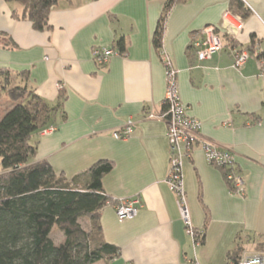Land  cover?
<instances>
[{
	"label": "crops",
	"instance_id": "1",
	"mask_svg": "<svg viewBox=\"0 0 264 264\" xmlns=\"http://www.w3.org/2000/svg\"><path fill=\"white\" fill-rule=\"evenodd\" d=\"M165 0H60L49 28L14 17L16 3L0 0V68L28 71L25 82L51 105L60 102L56 129L38 132L35 161L73 177L105 159L112 170L102 179L112 198L101 212L104 238L120 248L114 259L98 264H229V253L255 254L264 241V69L250 53L235 67V47L255 36L264 50V0H242L251 15L237 41L210 59L198 61L192 39L218 25L232 0H185L168 13L161 48L177 69L179 94L190 116L200 121V137L231 148L245 179L236 194L224 169L210 164L196 144L183 159L193 226L204 232L194 248L167 177L170 144L167 124L145 118L165 110L166 68L153 35ZM125 50L118 52V39ZM112 48L104 64L93 51ZM64 96L61 98V94ZM131 125L129 137L116 130ZM139 199L137 214L124 221L114 205Z\"/></svg>",
	"mask_w": 264,
	"mask_h": 264
},
{
	"label": "trees",
	"instance_id": "2",
	"mask_svg": "<svg viewBox=\"0 0 264 264\" xmlns=\"http://www.w3.org/2000/svg\"><path fill=\"white\" fill-rule=\"evenodd\" d=\"M5 1L20 6V10L13 9L14 17L31 21L41 31L49 28L50 13L60 0ZM183 1H164L153 35L156 48L162 46L172 6ZM230 8L244 19L252 12L242 0H232ZM125 42L124 37L118 39L119 53L125 50ZM238 44L231 42L232 46ZM259 44L252 36L244 49L264 60ZM28 75V71L0 68V101L6 98L13 102L0 119V264L108 262L120 254V248L104 238L100 222L102 209L112 201L102 179L113 163L99 160L70 178L58 173L47 160L35 161L37 143L33 136L55 124L61 104L51 105L36 93L25 82ZM55 227L64 233L59 244L51 237ZM201 233L203 242L204 232ZM257 247L264 251V241ZM241 256L242 248L238 247L229 253V264Z\"/></svg>",
	"mask_w": 264,
	"mask_h": 264
},
{
	"label": "built area",
	"instance_id": "3",
	"mask_svg": "<svg viewBox=\"0 0 264 264\" xmlns=\"http://www.w3.org/2000/svg\"><path fill=\"white\" fill-rule=\"evenodd\" d=\"M250 8V5H248ZM251 9V8H250ZM246 27V20L231 8H226L222 14L221 22L218 25H208L203 28L199 35L192 39V48L195 50L198 61L210 59L213 54L220 52L225 47V40L229 44L240 38ZM235 67L244 65L250 56L246 49L235 47ZM116 52L112 48H98L93 51L94 59L99 64H104L110 56ZM159 53L166 68V94L164 99L165 110L155 112L149 110L145 118H159L167 124V138L170 144V169L167 182L171 190L176 194L177 205L182 220L186 225L187 232L192 237L193 246L197 248L201 245L200 231L198 232L191 222L190 208L186 193L183 159L191 156L196 144H200L210 164L224 169V176L231 188V192L236 194L245 193V179L236 166V154L231 148L220 147L217 144L204 140L200 137V121L187 112V106L182 101L177 80V69L174 67L172 59L166 52L159 48ZM264 69V60H262ZM56 129L55 125L44 128L42 133H49ZM131 125L121 130H116L114 136L119 139L127 138L132 133ZM141 207L139 199H121L115 203L114 208L117 218L120 221L134 217ZM199 233V234H198ZM194 264H199L196 260ZM231 264H264V251L255 254L243 253L238 261H231Z\"/></svg>",
	"mask_w": 264,
	"mask_h": 264
},
{
	"label": "rangeland",
	"instance_id": "4",
	"mask_svg": "<svg viewBox=\"0 0 264 264\" xmlns=\"http://www.w3.org/2000/svg\"><path fill=\"white\" fill-rule=\"evenodd\" d=\"M13 106V102L9 101L8 99H2L0 101V119L3 117V115ZM83 225L86 226L87 222L82 221ZM51 237L53 238L54 242L56 244H59L64 239V233L60 231L58 228H54Z\"/></svg>",
	"mask_w": 264,
	"mask_h": 264
}]
</instances>
